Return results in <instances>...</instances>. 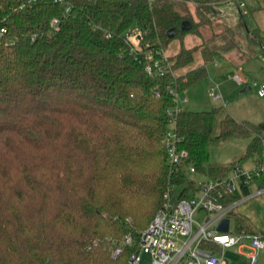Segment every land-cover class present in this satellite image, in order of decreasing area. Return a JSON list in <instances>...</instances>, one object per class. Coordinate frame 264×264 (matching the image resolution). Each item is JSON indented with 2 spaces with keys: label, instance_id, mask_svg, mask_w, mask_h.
<instances>
[{
  "label": "trees",
  "instance_id": "trees-1",
  "mask_svg": "<svg viewBox=\"0 0 264 264\" xmlns=\"http://www.w3.org/2000/svg\"><path fill=\"white\" fill-rule=\"evenodd\" d=\"M224 1L0 0V264H128L169 187L194 185L187 165L223 178L264 154V120L239 121L224 105L175 114L186 166L170 162L164 143L172 88L205 77L206 63L243 33L258 45L246 58L264 51L240 2L236 25L213 31ZM184 20L191 29L181 30ZM187 33L200 42L165 58ZM238 137L250 141L232 162L210 159L211 146ZM249 191L242 185L230 200ZM232 215L236 234L264 239Z\"/></svg>",
  "mask_w": 264,
  "mask_h": 264
},
{
  "label": "built area",
  "instance_id": "built-area-1",
  "mask_svg": "<svg viewBox=\"0 0 264 264\" xmlns=\"http://www.w3.org/2000/svg\"><path fill=\"white\" fill-rule=\"evenodd\" d=\"M28 2L36 0H27ZM154 1V0H149ZM244 3L240 2V6ZM52 24L56 27L58 19L53 18ZM140 31L130 32V37L134 38ZM166 58V52L162 51ZM154 67L162 70L161 63L155 61ZM148 72H152L153 67L147 65ZM239 82H247V78L240 73H236ZM258 94L264 96V82L254 81ZM175 95V106L170 110V128L167 130L164 143L166 145L169 160L174 165L186 166L189 152L180 147L179 137L174 130L175 114L185 109L180 103L187 101L186 97L179 99V92L171 89ZM210 95L215 99H223L219 84L211 85ZM187 171L197 172L193 164L186 166ZM196 180V178H195ZM264 154L259 157L251 168L234 167L230 173L223 178L208 177L202 181H195L189 187L185 184L178 195H174L175 184L171 185L164 195V206L156 213L151 223L144 229L139 238L138 251L133 252L128 260V264H230L225 258L226 247L240 242L245 236L234 232L231 228L233 212L237 207L248 199L264 193ZM242 185L250 186V191L235 200H230L238 191L242 190ZM186 190L187 195L182 196ZM206 210L209 214L203 222L194 218L195 213ZM224 218L230 219L229 230L223 232L217 229V224ZM229 232H234L238 238L229 237ZM251 246L255 249L264 247V239L258 235L250 236ZM132 236H126L124 244H131ZM204 243L217 245V251ZM120 252H114L116 256ZM142 253L149 255L148 262L142 261ZM257 261L255 255L251 256V263Z\"/></svg>",
  "mask_w": 264,
  "mask_h": 264
},
{
  "label": "rangeland",
  "instance_id": "rangeland-1",
  "mask_svg": "<svg viewBox=\"0 0 264 264\" xmlns=\"http://www.w3.org/2000/svg\"><path fill=\"white\" fill-rule=\"evenodd\" d=\"M240 0H227L214 5V27L213 31H221L227 26L236 25L240 13L238 2ZM250 25V24H249ZM251 27V26H250ZM205 36L211 35L212 31L209 28L202 30ZM198 35L187 33L181 40L175 38L166 53H175L182 44L190 47L197 42H200ZM253 50H258V45H254L245 34L238 37L237 42L231 48L229 45L224 46L222 54L214 57L206 63L207 75L190 85L186 90L179 92V99L186 97L185 103H180L188 110H208L216 106L224 105L227 111L231 113L239 121H249L259 123L264 120V97L260 96L257 87L254 86V81L258 83L264 82V54L256 53L249 58H246ZM236 73L243 74L248 78V83L239 82L235 75ZM219 84L220 91L223 94V99L215 100L210 95V87L214 84ZM250 87L249 89H245ZM249 137H238L220 145H213L210 148V159L217 163H229L235 157L242 154L248 144ZM258 156L249 158L237 165L246 168ZM189 178H196L197 181H202L208 178L207 175L199 172L187 171ZM185 184H176L174 187V195H178L184 188ZM241 205V204H240ZM236 210H239L237 207ZM209 214L206 210H200L195 213L194 218L199 222H203ZM234 226V221L231 222V228ZM229 237L238 238L234 232H229ZM234 245V244H233ZM226 247L225 257L228 258L234 246ZM233 246V247H232ZM242 261H246L245 255H240ZM150 257L146 253H142V261L148 262Z\"/></svg>",
  "mask_w": 264,
  "mask_h": 264
},
{
  "label": "crops",
  "instance_id": "crops-1",
  "mask_svg": "<svg viewBox=\"0 0 264 264\" xmlns=\"http://www.w3.org/2000/svg\"><path fill=\"white\" fill-rule=\"evenodd\" d=\"M239 2L244 3L241 8L244 13L247 14L248 24H250L252 28L259 29L264 41V0H240ZM259 54H264V51H260ZM246 83H248V80ZM257 159L258 158L246 168L253 167ZM238 207L239 210H237V212L246 216L258 233L264 237V193L248 199ZM250 236L251 235L245 236L240 242L233 245V251L230 252L228 258L225 257L228 263L252 264L251 256L255 255L257 261L254 264H264V247L258 249L253 248L251 246ZM240 255H245L248 260L242 261Z\"/></svg>",
  "mask_w": 264,
  "mask_h": 264
},
{
  "label": "water",
  "instance_id": "water-1",
  "mask_svg": "<svg viewBox=\"0 0 264 264\" xmlns=\"http://www.w3.org/2000/svg\"><path fill=\"white\" fill-rule=\"evenodd\" d=\"M191 27H192L191 22L189 20H184L181 26V30L186 31L191 29ZM168 33L170 38H174L178 33L177 28L176 27L170 28L168 30ZM245 89H249V87ZM229 224H230V219L224 218L218 222L217 229L223 232H227L229 230Z\"/></svg>",
  "mask_w": 264,
  "mask_h": 264
}]
</instances>
